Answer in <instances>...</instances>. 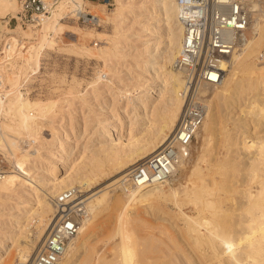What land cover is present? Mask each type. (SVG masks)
Segmentation results:
<instances>
[{"label":"bare ground","instance_id":"obj_1","mask_svg":"<svg viewBox=\"0 0 264 264\" xmlns=\"http://www.w3.org/2000/svg\"><path fill=\"white\" fill-rule=\"evenodd\" d=\"M134 1L115 0V6L107 9L101 2L57 0L45 20L25 28L20 20L17 26L9 27V18L3 19H20L19 0H0V41L5 39L0 52V87L7 92L6 98L0 97V151L12 159L15 167L0 175V264L32 263L59 216L57 197L70 188L85 192L82 196H86L88 213L78 234L68 241L60 264H264V56L259 62L255 60L260 59L258 53L264 48V2L248 0L252 17L247 40L218 61L225 71L224 78L220 85L206 89L210 98L205 119L189 156L180 158L165 181L135 184L130 177L134 166L162 149L176 132L184 105L181 90L185 72L176 64L184 37L177 0H152L153 9H149L155 10L151 14L156 20L144 22L139 32L125 26L129 14L138 11ZM144 1L137 6L143 15L148 9V1ZM88 3L100 7L104 17L95 14L113 23L111 45L102 49L106 57H132L126 66L147 78L142 84L144 93L138 95L136 88L118 93L117 97L127 96V103H110L111 113L108 104L98 102L103 110L100 113H110L114 120L107 124L100 113L93 111L99 125L95 130L99 136L111 137L110 141L102 140L98 148L92 149V155L89 151L81 153L80 160L68 164L70 169L60 177L59 164L69 162H65L69 151L81 143L71 141L77 132L72 136L68 126L55 124L53 129L50 127L52 137L46 138L45 115L54 109L56 100L32 98L21 91V84L23 79L29 81L30 72L39 67L45 48L54 46L65 32L64 18L71 11L93 13L86 8ZM159 19L163 23L156 25ZM147 33L155 40L135 48L134 53L132 36ZM127 45L131 46L126 49ZM110 58L91 80L93 88H98L101 79H107L106 71L114 62ZM148 84H154V90L159 87V92L154 94ZM81 86V80L73 78L68 91L91 106L89 91L81 90ZM226 108L229 110L225 112ZM125 114L130 118L131 134L135 126L142 127L137 133L140 135L128 140L113 137ZM222 116L227 120L224 123ZM80 129L78 134L82 136L84 129ZM117 173L116 178L100 186L102 180ZM46 174L49 180L40 179ZM116 189L122 191L118 197L113 195ZM15 194L34 198L29 212H22L20 206L13 212L3 207L2 203ZM140 201L155 212V217L162 211L163 222L155 224L150 218L143 222L136 217L130 205ZM171 203L175 209L168 208ZM118 208L114 214L118 240L113 247L117 249L108 257L94 244L90 229L105 212H116ZM169 215L176 216V221H171ZM144 228L148 231L142 235Z\"/></svg>","mask_w":264,"mask_h":264},{"label":"rangeland","instance_id":"obj_2","mask_svg":"<svg viewBox=\"0 0 264 264\" xmlns=\"http://www.w3.org/2000/svg\"><path fill=\"white\" fill-rule=\"evenodd\" d=\"M143 1L144 0L134 1L136 2V4L134 3V5L136 6V8H138L137 9L138 11H136L134 14L132 13L129 14L128 18L125 21V26L127 28L130 27L131 31L139 32L144 22L148 20L154 23V21L156 20L152 17V14H155V10H151V8L153 9V7H151V5L153 4L152 0L151 1L146 0L148 1V4L146 3V1H144L146 5H148V9L147 11L145 10L146 11L145 15L140 14L141 12L139 7L141 5L140 3H142ZM91 3L90 4L88 3L87 8L93 10V13L97 12V14L104 17V15L101 13V8L100 7L96 8ZM95 3H99V2L96 1ZM99 4L102 7L104 8L106 7L108 9V6L105 5L104 3L101 2ZM114 6L115 5L109 6V8H113ZM93 7L96 8L97 10L95 11ZM149 7L151 8L149 9ZM101 16L99 17L100 19L96 21L95 25L83 23L82 21H78L77 19L72 18V16H68V17L66 16L64 18V21L67 23L65 32L58 37V42L54 46L45 48L40 59L39 67H36L35 70L30 72L29 74L30 76H28L29 81L28 80L26 81L27 86L29 87L28 89L29 95L32 98L41 97L43 99L51 98L53 100L54 99L56 100L54 109L45 115L46 117L45 119L48 121L47 123L51 124L49 126L48 124L46 125V130H45L46 138L50 139L52 137V129L55 127L56 124L60 126L62 125V127L65 128H67L68 126L69 131L72 132V136L77 132V134L75 135H77L78 137L73 136L71 138L72 143L76 141L77 144H79L81 142L79 145L76 146L75 149L69 151L70 157H68L69 159L67 158L65 162L69 161L70 163L67 162L64 164L63 162L61 163L59 162L60 167H62V170L59 173L60 177L65 175V172L66 170H68V168L70 169V167L67 168L68 164H71L69 166H72V164L77 162L78 159L80 160L81 153L89 151L87 153L92 155L91 154L92 149L98 148L101 145L102 140L106 142L110 141L111 137H106L101 135L99 136V134L95 130L97 129V127H99V125H96V121L94 119L95 118L94 112L100 113L102 110L100 109V105H99L101 103L98 104V102L100 101V102H104L105 104H108L107 108L111 113L112 108L109 107L110 103L113 104L114 102H118L117 104L119 105L127 103L126 95H124L123 97H117L118 93H120L121 91H124L126 89L136 88L138 89V93H139L138 95L144 93L142 84L146 80L147 76L137 75L135 69L131 68L132 66L130 67L131 68L130 70L129 67L126 66L128 65L126 61H131V62L133 61L132 57L116 58L113 56H109L111 57L110 61H114L112 62V64L109 65L113 70L108 69L106 71L107 79L106 80L101 79L100 82L99 81L97 82L99 83L97 84L98 88L97 87H96L97 89L93 88L94 85H92L91 80L97 77V70L103 67L104 61H108L106 58L109 59V57H106L107 54L104 53L102 49L108 48L111 45L112 40L110 38L113 36V30H114L113 23L106 21ZM3 19L10 20L9 27H15L19 23V20L16 17L7 16L6 18ZM158 21L159 22H155V24L157 23L156 25H158L159 23H163V20L161 19H159ZM21 23L25 28L28 27V25L23 24V22ZM98 32H102V33L98 34ZM7 34L8 36L12 35V33H7ZM132 37H133L132 46L131 45L129 46H131V50L134 53H136V49L143 48L146 42L152 43L155 40L154 35L151 33H147L146 35H142L141 37H138L137 35H133ZM3 42L4 40L0 41V43ZM129 46L127 45L126 49H128ZM89 49H91V51ZM92 50H94L95 52H93ZM261 59H263V57L260 59H257L255 57V60L257 62H259ZM131 71H133V73ZM73 78L81 80L82 82L81 90L89 91L87 95L88 97L87 99L89 101L91 100L90 101L91 103L93 102L91 105L93 106V108L89 106V104H85L80 97L75 96L73 95V93L68 91V86L72 83ZM109 80H115V82L110 83ZM151 81L153 80L151 79L150 82ZM153 87L154 84L147 85V88H149L150 91H154V94L158 93L160 90L159 87L156 86L155 90L153 89ZM120 88L122 90H119ZM96 90H98V92ZM154 96L155 95H153L152 97ZM208 98H210L209 95ZM227 110H229V108H226L224 111L226 112ZM110 113H106V114L103 112L100 113L102 118H104V122L107 124H109L108 120H114V118L110 117ZM129 119L130 118H127L125 114V116L121 120L123 124L120 125L121 127H118L113 137L119 138L121 136V138H123L124 140L126 139L128 140L130 137H134L138 132L140 133V131L142 130L141 126L138 127L135 126V130L133 131V133L132 134L130 133V125L128 123ZM225 119L226 118L224 116L220 117V120L223 123L227 121ZM114 123L116 124L119 123V120L116 119V122ZM87 124L88 127L86 128ZM252 125L250 124L249 127L251 128ZM81 127H83L84 129V134L82 136L78 134L79 131L81 130L80 129ZM196 144H198V142ZM85 149L87 150L85 151ZM44 152H46V150ZM3 153L0 151V156L3 157V160L6 163L4 169L5 170L6 169L12 170V168L14 169L15 167L12 159L11 158L9 159L8 156H4L5 154ZM34 174L36 176H39L37 172H35ZM117 176L118 173L114 175V177L113 176L106 177L104 180H102V184L100 186H105ZM41 178L49 180L51 177L46 174L44 177H40V179ZM121 192L122 191L120 189H116L115 191H113V195L118 197ZM82 193L85 195V192ZM14 196L15 197L12 196L8 197L5 200V203L4 204L2 203L3 207L6 210L10 209V211L13 212L16 211L18 209L17 207L20 206L19 208H21V210L23 209L22 212H29L30 208L32 207V204L35 202V200H33L34 198H27L24 195H18V197H16L17 196L16 194ZM143 203L140 201L138 204L135 203L134 205H130V207L131 206L132 208L134 207V214L136 215V217L141 218L143 222H148L150 218L155 224H161L164 220L163 218H161V215L164 216L165 214H162V211H160L159 214L157 212L156 217H158L159 215V218L157 219L153 215L155 212L150 211V209H148L147 206L143 205ZM161 203L160 205L164 206L165 203L164 202ZM168 206L170 210L172 208L175 209V205L172 203ZM11 208H13V210ZM146 209H148V211ZM119 210L120 209L118 208V211L116 209V212L115 211L105 212L99 218L98 222L91 225L90 232L91 234H93V238H94L93 242L96 245V247L99 248L100 251H102L101 253L104 256L109 257L111 254L116 252L117 249V248L116 249L113 248L116 245V241L118 240V235L115 236L116 223H115L114 214L116 213L117 215V212H119ZM171 216L169 215L168 218H170L171 221H176L177 219L175 218L176 216L173 215ZM154 217L155 219H153ZM147 231L148 230L146 228H144L143 230L141 229L140 234L142 233V235H145L147 234Z\"/></svg>","mask_w":264,"mask_h":264},{"label":"built area","instance_id":"obj_3","mask_svg":"<svg viewBox=\"0 0 264 264\" xmlns=\"http://www.w3.org/2000/svg\"><path fill=\"white\" fill-rule=\"evenodd\" d=\"M113 6L115 0H87ZM57 0H19L20 20L25 25L45 20ZM264 2V0H263ZM179 19L184 26V37L176 64L185 72V84L181 90L184 98L177 129L170 141L157 153L139 162L131 172L135 184L160 182L170 178L181 157H187L196 133L204 122L208 94L206 89L220 85L225 71L218 61L233 54L250 32L252 11L248 0H177ZM87 8V6H86ZM87 11H71L68 16L87 24H96L99 16ZM5 39L0 43L4 50ZM264 56V48L259 58ZM1 60V57H0ZM2 63H0V72ZM1 76V75H0ZM0 84L2 78L0 77ZM4 86L0 87V97L6 98ZM25 79L21 91L28 92ZM29 93V92H28ZM6 166L0 156V175ZM82 191L70 188L56 199L59 216L37 250L31 264H60L68 241L75 237L81 227L88 207Z\"/></svg>","mask_w":264,"mask_h":264}]
</instances>
